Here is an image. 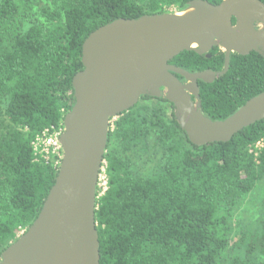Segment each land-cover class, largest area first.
<instances>
[{
    "label": "trees",
    "instance_id": "obj_1",
    "mask_svg": "<svg viewBox=\"0 0 264 264\" xmlns=\"http://www.w3.org/2000/svg\"><path fill=\"white\" fill-rule=\"evenodd\" d=\"M191 1L0 0V259L38 218L55 184L58 171L35 161L32 142L63 127L72 110L85 40L116 20L182 12ZM170 64L220 73L225 52H184ZM199 90L204 116L226 120L264 93V56L232 54L227 74L200 81ZM150 101L156 104H142ZM261 142L264 121L228 143L197 147L171 103L142 97L109 134L107 190L100 196L97 189L95 212L100 263L222 264L231 253V264H262L264 220L236 236L231 219L264 182V146L250 153Z\"/></svg>",
    "mask_w": 264,
    "mask_h": 264
},
{
    "label": "water",
    "instance_id": "obj_2",
    "mask_svg": "<svg viewBox=\"0 0 264 264\" xmlns=\"http://www.w3.org/2000/svg\"><path fill=\"white\" fill-rule=\"evenodd\" d=\"M215 47L225 52L220 73H189L170 64L184 52L207 55ZM252 52L264 56L260 0H194L182 12L119 19L93 32L83 44L84 68L73 78L75 104L64 118L55 184L38 218L3 252L0 264H101L95 212L113 121L142 97L164 98L193 145L228 143L264 121V93L214 122L200 107L199 82L226 75L232 54Z\"/></svg>",
    "mask_w": 264,
    "mask_h": 264
},
{
    "label": "rangeland",
    "instance_id": "obj_3",
    "mask_svg": "<svg viewBox=\"0 0 264 264\" xmlns=\"http://www.w3.org/2000/svg\"><path fill=\"white\" fill-rule=\"evenodd\" d=\"M46 1V0H45ZM174 8L168 9L166 13H176ZM142 104L152 106L156 104V101L143 102ZM118 119V118H117ZM112 124V129H114V122ZM111 129V130H112ZM152 142V141H151ZM264 146V142L256 145L250 149V153L257 156ZM106 162L104 163V169L99 180V193L102 196L107 189V177H106ZM147 170V169H145ZM232 225L235 230L236 236L242 233V230L246 228L255 229L261 221L264 220V182L261 183L256 191L251 195L243 198L237 205V207L231 212ZM260 263L264 264V258L259 259ZM232 254L227 253L222 264H231Z\"/></svg>",
    "mask_w": 264,
    "mask_h": 264
},
{
    "label": "built area",
    "instance_id": "obj_4",
    "mask_svg": "<svg viewBox=\"0 0 264 264\" xmlns=\"http://www.w3.org/2000/svg\"><path fill=\"white\" fill-rule=\"evenodd\" d=\"M63 133H64V126L63 127L54 126L51 127L50 129H46L44 132H42L41 134L35 137V139L32 142V148H33L34 158L37 163L46 166H51L55 170L59 171L64 155L63 148L60 143V139ZM26 231L27 230L24 229L20 231L18 238L24 235Z\"/></svg>",
    "mask_w": 264,
    "mask_h": 264
},
{
    "label": "flooded vegetation",
    "instance_id": "obj_5",
    "mask_svg": "<svg viewBox=\"0 0 264 264\" xmlns=\"http://www.w3.org/2000/svg\"><path fill=\"white\" fill-rule=\"evenodd\" d=\"M183 83H186L185 81H182ZM194 100H195V98H194Z\"/></svg>",
    "mask_w": 264,
    "mask_h": 264
}]
</instances>
